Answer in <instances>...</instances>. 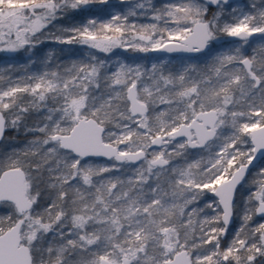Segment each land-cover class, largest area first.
Listing matches in <instances>:
<instances>
[{
  "label": "snow or ice",
  "instance_id": "1",
  "mask_svg": "<svg viewBox=\"0 0 264 264\" xmlns=\"http://www.w3.org/2000/svg\"><path fill=\"white\" fill-rule=\"evenodd\" d=\"M97 3L108 0H0V51L35 47L69 10ZM140 14L152 22L139 29L126 23ZM127 31L139 32L145 43L131 47L141 52L198 53L220 34L244 44L259 34L261 43L251 56L240 46L220 51L206 69L120 64L109 74L90 55L63 73L0 84V140L9 129L41 134L0 158V264H264V223L249 224L264 217V165L246 194L240 228L221 249L238 186L248 183L258 156L264 161V6L237 14L229 0H137L127 15L90 17L49 38L109 53L124 46ZM33 112L38 122L29 125ZM169 144L176 155L205 149L207 162L168 167ZM88 157L118 165L97 167ZM137 162L127 179H94ZM205 192L218 198L207 204L216 214L198 221L194 235L193 215L203 209L189 206ZM43 196L49 202L41 209Z\"/></svg>",
  "mask_w": 264,
  "mask_h": 264
},
{
  "label": "rangeland",
  "instance_id": "2",
  "mask_svg": "<svg viewBox=\"0 0 264 264\" xmlns=\"http://www.w3.org/2000/svg\"><path fill=\"white\" fill-rule=\"evenodd\" d=\"M118 1L116 0H108V5L110 6V10L111 11H116V8L114 7V5L117 3ZM255 3L256 4V8L255 11H257V9L261 8L262 6H264V0H241L239 2H231L229 3L232 7L237 8V14H239V11L243 10L245 12H248L247 10H245V7H252V4ZM226 8H228V6H225ZM215 8V7H214ZM75 11L69 10V12L65 15V17L58 19L56 21H54V24L56 25V27H53L52 25H49V29L51 30V33H49V29H45V37L42 39V42L36 44V46H39V44H48L50 43V45H52V48L56 46V53H58V51L63 52L67 49H70L69 46H67L66 44H60L55 42L54 40H52L50 37V34H56V35H61L62 33V29L64 27H68L71 24H80V23H86V21L82 22V21H76V17H75ZM255 13V12H252ZM226 17L228 19H231V15L229 13L225 14ZM142 17H145V21H139V22H135L134 20L129 21V23H127L128 25H132L135 24L137 29H139L140 25H147L149 23H151V18L147 15L141 14ZM161 23V22H160ZM159 23V25H160ZM158 25V26H159ZM138 35L139 32H136V36H133L132 31H127L125 32V44L123 47H116L114 49H112L111 52L109 53H104L105 56H100L99 60H103L105 61V70L111 74V72L116 71L118 65L120 64H124V65H128V66H140L142 69H146V70H150L152 65H157L158 67L162 68L165 70V72H178L183 70L185 67H191V66H195L198 67L200 69L201 66H199V63H207L211 58H214L216 54H218L220 51H231L234 49L235 46H240L241 47V52L244 54H248V56H251V53H255L256 51L259 50V45L261 43V37L259 34H256L253 36V38H251L250 40H248L247 44H244L242 41H234L232 39V37H227L223 34H220L219 36V40L218 41H213L212 42V47L204 54H202L199 57H184V56H161V55H156L154 54L152 51H148V52H141V51H137L134 50L131 45L134 43H140L141 45H143L145 42L143 41H139L138 39ZM229 38L232 42L230 45H228L227 48H224L223 43H224V39ZM77 44V43H73L72 45ZM217 44L220 50H216L217 49ZM77 45H81V44H77ZM84 47H88L86 45H81ZM215 46V47H214ZM0 47H4V44L2 42H0ZM61 47H65V50L62 49ZM33 48L34 47H29L26 46L25 48L19 49L15 52H10V51H0V71H5L7 69H12L14 70V74L20 75L21 77H24V83H27V77L28 76H38V75H42L44 72H51L53 71L52 69H48L47 65L40 67L39 64L37 62H35V57L33 56L32 52H33ZM89 48V47H88ZM25 50L26 54H19L21 51ZM97 50V49H96ZM99 51V50H98ZM130 52V58H128L126 55H124V53H129ZM131 53H138L136 56H132ZM145 53H147V58L146 59H141L139 57H141V55H144ZM53 54V50L51 49V47H49L48 50V56H51ZM246 54V55H247ZM73 64V63H72ZM71 64V65H72ZM71 65L69 67H71ZM60 72V71H59ZM145 81H147V78H144ZM26 100H30L31 97L30 96H26L25 97ZM167 107L166 105H161L160 108H164ZM160 108H157L156 111H159ZM151 110V114L153 112V109ZM29 117L37 119L35 121L38 122V117H37V113L33 112ZM133 127H135V125H133ZM225 132H230V128H225L224 129ZM182 140V139H181ZM10 147L13 146H23L25 147L27 145L28 142H23V141H19V140H13L10 139L9 141H7ZM175 143V142H173ZM121 148H123L124 146L121 145ZM154 148L158 147V146H153ZM167 148V150L169 152H173V156L171 159V163H173V165L175 166H179L177 163L178 161V156L176 155L174 150H173V144H169L165 146ZM246 147V146H245ZM151 151V149L149 150ZM182 151L183 150H179ZM199 156V159L197 160H202L204 163L207 162V158H208V152L205 149H202V151L197 155ZM196 160V159H195ZM194 160V161H195ZM91 162V161H89ZM93 164V163H92ZM264 165V161H261L258 165H256L255 167H253V169L251 170L249 176L246 178V181H248L247 184H245L242 188L238 187L237 190V196H236V208L234 209V219L233 222L230 223L228 225V231L227 234L223 237H221V249L226 248L229 243L231 242L235 232L240 228L241 223H242V214H243V205H244V200L246 197V194L248 193V191L254 187V180L257 178V172L259 171V168ZM100 166H106V164L102 163L100 164ZM108 166V165H107ZM183 167V166H180ZM210 196H213L211 193L205 192L201 198L199 199V201L197 203H194L192 205H190V208H199V209H203L202 212H199L198 214H194L193 215V228L196 229V234L194 235H198V221L202 220L204 217H212L214 216L216 213L213 212L212 208H208L207 204L209 202L215 201L217 200L216 197L214 198H210ZM2 211V213L5 211L4 208L0 209ZM259 223H264V217L261 216H254L252 221L249 222V224L251 226H256ZM207 227V225H206ZM228 238L227 240H225V243L222 241L223 239ZM206 248H211V245H206Z\"/></svg>",
  "mask_w": 264,
  "mask_h": 264
},
{
  "label": "trees",
  "instance_id": "3",
  "mask_svg": "<svg viewBox=\"0 0 264 264\" xmlns=\"http://www.w3.org/2000/svg\"><path fill=\"white\" fill-rule=\"evenodd\" d=\"M118 1L114 7L116 8V11H111L110 10V6L108 4H91L87 7L86 10L82 9V10H78L75 11V17H76V21H87L88 18L90 17H95L98 20L101 21H107L110 18L111 14H120L122 16L127 15L128 11L130 9V7L132 5H134L137 0H116ZM152 2L154 4H156L157 6H162L164 3L166 2H172V0H152ZM245 10H247L248 12H256L254 8L252 7H245ZM139 12V10H137ZM215 11V8L213 7L211 9V11L209 12V18L211 17V12ZM134 20L135 22H139V21H145V17H142L141 14L137 15V16H129L128 17V21L127 23H129V21ZM160 23V22H159ZM163 22L161 21L160 25H162ZM232 42L229 38L224 39V43L223 46L225 49L228 47V45H230ZM53 45V44H52ZM52 45H50V43L48 44H39V46H35L33 48V56L35 57V62H37L39 64V66L43 68V66L47 65L48 69H52L53 71H60L61 73L65 72V70L67 68H69V66L72 63H81V62H85L88 61L90 59V55H94L95 57H97L98 59L100 58V56H105L104 53L96 50V49H92V48H88V47H84L81 45H77V44H66L67 46L70 47V49L65 50V47H61V50L64 49L65 51L60 52L58 51V53H56V46L52 48ZM49 47H51V49L53 50V54L51 56H48V50ZM215 47V46H214ZM216 50H220L217 44V49ZM26 54V51L23 50L19 54ZM259 50L256 51L255 53H251V55L253 54H258ZM132 56H136L138 53H131ZM247 54V53H246ZM124 55H126L128 58H130V52L124 53ZM249 55V53L247 54ZM201 56V55H199ZM198 56V57H199ZM141 59H146L147 58V53H145L144 55H141V57H139ZM214 58H211L207 63L203 62L202 64L199 63V66H201L202 69H206L207 66L211 65L213 62ZM0 76L4 77V81L0 82V84H2L3 86L7 85V80L9 77H11L12 80L17 81L21 84L24 83V77H21L20 75L14 74V70L12 69H7L5 71H0ZM151 109V108H150ZM149 114L151 115V110H149ZM37 119L28 117L27 123L29 125L35 123ZM41 135L40 133H27L25 134V132L23 131V129H21L20 131H16V130H12L9 129L6 131L5 134V138L3 140V142L0 144V158H3L5 156L6 153L10 154L12 150H21L24 147L23 146H13L10 147L8 142L10 139L13 140H19V141H23V142H29L30 140L33 139L34 136H39ZM202 151V149H196V150H192L187 148L186 150H183L184 155H179L178 156V161L177 163H179V166H185L186 162H193L195 159H199V156H197L200 152ZM89 161H91V163H93L95 166L100 167V164H106V166H112V165H118V162L115 161H104V160H96V159H88ZM138 166V164H125L121 171H110L107 173H103L102 177H95L94 179H102V178H112V177H120L121 179H127L129 176L133 175L132 169H135ZM173 163L170 162V165L168 167H172ZM210 198H214L213 196H210ZM49 202V199L47 196H43L42 199L39 201V207L42 209L44 205H46ZM3 207H0V209ZM6 211V209H5ZM4 211V212H5ZM3 212V213H4ZM2 211L0 210V215L3 214ZM196 234V232L194 233ZM228 238L223 239L222 241L225 243V240H227Z\"/></svg>",
  "mask_w": 264,
  "mask_h": 264
},
{
  "label": "water",
  "instance_id": "4",
  "mask_svg": "<svg viewBox=\"0 0 264 264\" xmlns=\"http://www.w3.org/2000/svg\"><path fill=\"white\" fill-rule=\"evenodd\" d=\"M239 1H241V0H229V3H231V2H239ZM235 41H240V39L239 38H235V37H232ZM251 38H253V36H251V37H249L248 38V40H250ZM212 45V44H211ZM211 45L209 46V48L208 49H205L204 51H202V52H182V51H177V52H166V51H152L154 54H158V55H161V56H184V57H196V56H198V55H200V54H203V53H205V52H207L209 49H210V47H211ZM5 134H6V132H5ZM4 137H5V135H4ZM178 139H180V138H178ZM4 140V138L2 139V140H0V144L2 143V141ZM89 158H96V159H104V160H107V161H112V160H109V159H107L106 157H88V158H86V159H89ZM261 161L259 160V156H258V161H254L253 162V164L256 166V165H258L259 163H260ZM140 162H137V164H139ZM253 169V167H250V169H249V174H250V172H251V170ZM249 174L248 175H246V177H245V180H246V178L249 176ZM239 187V186H238ZM218 199V198H217ZM259 216V215H258ZM233 219H234V214H233V217H232V221H231V223L233 222Z\"/></svg>",
  "mask_w": 264,
  "mask_h": 264
},
{
  "label": "flooded vegetation",
  "instance_id": "5",
  "mask_svg": "<svg viewBox=\"0 0 264 264\" xmlns=\"http://www.w3.org/2000/svg\"><path fill=\"white\" fill-rule=\"evenodd\" d=\"M5 138V137H4ZM181 139H184V138H180ZM3 142V141H2ZM189 149H192V150H196V149H200V148H196V149H193V148H189ZM89 159H96V158H89ZM96 160H104V159H96ZM104 161H107V160H104ZM114 161V160H112ZM116 162V161H115Z\"/></svg>",
  "mask_w": 264,
  "mask_h": 264
}]
</instances>
